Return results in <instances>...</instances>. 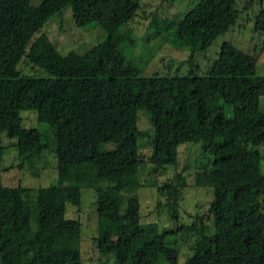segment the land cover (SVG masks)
Returning a JSON list of instances; mask_svg holds the SVG:
<instances>
[{"label": "trees", "instance_id": "obj_1", "mask_svg": "<svg viewBox=\"0 0 264 264\" xmlns=\"http://www.w3.org/2000/svg\"><path fill=\"white\" fill-rule=\"evenodd\" d=\"M68 7L78 28L97 24L107 38L56 59L43 29ZM139 9V0H0V140L15 139L23 162L54 144L59 177L37 189L0 185V264H83V224L67 217L83 189L96 193L95 243L112 264H181V233L196 237L187 264H264V75L250 74L248 54L229 42L207 74L194 63L237 24L238 0H199L172 20V37L191 50L189 72L175 76H145L141 60L127 55L136 39L122 28ZM255 27L264 31V7ZM24 61L45 75L23 73ZM25 111L44 129L26 127ZM141 116L152 127L155 174L178 165L184 144L211 156L196 185L212 199L190 225H179L177 203L169 206L172 227L143 221Z\"/></svg>", "mask_w": 264, "mask_h": 264}, {"label": "rangeland", "instance_id": "obj_2", "mask_svg": "<svg viewBox=\"0 0 264 264\" xmlns=\"http://www.w3.org/2000/svg\"><path fill=\"white\" fill-rule=\"evenodd\" d=\"M199 0H139L140 9L132 23L122 28V32L131 31L136 39V47L127 50V55L138 58L137 62L143 68V75H185L190 69V48L181 45L173 37V19H177ZM238 0V8L242 11L237 24L227 33L219 37L206 51L196 54L195 67L199 74L208 73L212 64L219 58L223 43L229 42L246 52L248 72L252 75H264V31H257L256 18L264 7V0ZM43 0H30L34 6H39ZM168 19L163 28L152 27L155 20ZM43 31L57 47L55 58L65 56L70 52L81 55L102 43L106 32L97 24L78 28L75 24L71 7L61 15L53 17ZM148 63L145 65V63ZM23 73L27 75L44 76L45 72L28 61L21 65ZM264 112V98L262 99ZM24 125L28 128H43L39 124L36 113L25 111L22 113ZM141 130L145 138L140 140V153L144 157L145 165L140 172L142 187L136 195L141 202V212L144 223H159L161 229L172 227L169 221V206L177 203L179 225L192 224L197 216L207 213L212 199L209 189H202L196 185V175L209 168L211 156L205 152L201 144L188 143L180 146L179 163L169 167L164 172L155 174L153 165L149 163L152 155L150 144L152 127L145 116H141ZM16 140L5 135L0 140V185H23L31 188L58 185L57 161L53 150L45 152L40 159L28 156L22 161ZM14 144V145H13ZM262 155V173L264 174V146H259ZM181 184H184L183 186ZM82 203L79 207L68 204L67 217L79 219L83 224L81 250L83 264H112L99 253L95 243L97 236L96 193L93 189H83ZM194 235L181 233L179 238L181 264L193 254Z\"/></svg>", "mask_w": 264, "mask_h": 264}]
</instances>
